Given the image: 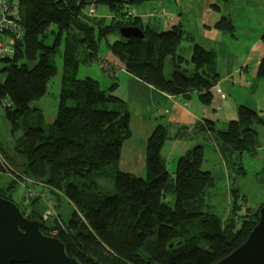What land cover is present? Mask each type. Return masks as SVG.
I'll return each mask as SVG.
<instances>
[{
    "label": "trees",
    "instance_id": "1",
    "mask_svg": "<svg viewBox=\"0 0 264 264\" xmlns=\"http://www.w3.org/2000/svg\"><path fill=\"white\" fill-rule=\"evenodd\" d=\"M135 1L140 0L128 4ZM225 2L216 0L213 8L219 10ZM93 3H106L110 16L89 14L91 4L79 0H19L25 33L14 43L13 54L0 59V108L12 136V154H0V174L8 172L5 159L20 170L6 182L0 178V196L19 207L13 193L17 176L24 180L21 200L29 207L25 212L19 207L21 212L39 220L41 232L59 238L67 254L83 264H211L245 241L264 202L248 207L233 187L232 209L225 219L215 214L208 202L215 178L201 168L203 143L215 148L233 179L243 171L241 154H257L256 128L264 122L255 110L239 104L225 129H216L206 117L190 128L158 123L146 141L144 174L121 171L120 149L131 136L127 104L113 93L115 81L101 88L90 76L79 78L78 65L97 61L99 40L114 35L106 46L128 74L166 94L184 100L195 95L199 103H208L219 80L216 53L179 24L161 28L127 15L122 2ZM121 26L138 27L142 36L123 38ZM215 27L233 35L227 16L220 15ZM260 39L264 45V34ZM183 41L190 44L188 58ZM59 48L58 101L53 119L46 122L34 101L45 95L56 73L52 56ZM256 76L264 77V56ZM177 138L195 143L169 172L161 147ZM43 193L53 199L51 208L47 205L49 224L36 206L46 199ZM169 195L172 206L166 201ZM64 200L70 205L65 218Z\"/></svg>",
    "mask_w": 264,
    "mask_h": 264
},
{
    "label": "rangeland",
    "instance_id": "2",
    "mask_svg": "<svg viewBox=\"0 0 264 264\" xmlns=\"http://www.w3.org/2000/svg\"><path fill=\"white\" fill-rule=\"evenodd\" d=\"M152 4L156 9L159 7H167L172 13V20L168 23H161V28H167L173 23L180 22L182 27L190 31L195 37L202 39V46L206 49L213 48L217 56V65L220 79L217 82L220 92L224 94V98L219 99L217 92L212 89V97L210 102L202 103L205 109V115L214 120L216 129H223L227 126L230 120L237 116V108L239 104H245L247 107L255 110L264 122V77H257L252 75V70L255 68L256 55H251L252 59L248 62L247 72L244 75V85H239L237 69L242 65V61L250 55V52L257 45L262 46L260 37L264 34V0H232L231 2L223 3L221 5V13L230 19L233 25V35L229 33L218 32L213 39L206 37L204 32V22L202 16L203 0H140L135 1L134 4L137 13H142L145 4ZM94 13L97 16L110 15V8L106 3H93ZM138 5V6H137ZM132 8V5L130 4ZM89 8V7H88ZM135 13H133L134 15ZM220 14V13H219ZM218 14L212 11L208 18V23L212 25ZM168 29V28H167ZM114 35H108L101 38L98 42V60L88 64L81 63L78 65L77 76L84 78L90 76L99 82L101 88H106L114 79L108 78L101 69L110 59V53L106 46V41H113ZM47 43L50 41L48 39ZM183 53L187 58L190 52V44L186 41L181 43ZM59 52L52 56V61L56 67L55 75L47 84V92L43 97L34 101L43 112L46 122H50L55 113L58 92L60 86V77L62 71V58ZM117 58V57H116ZM118 63H122L118 58ZM102 64V65H101ZM2 64L0 62V68ZM232 73L233 78L229 77ZM240 78L241 75L239 74ZM119 77V75H118ZM235 80V83L232 82ZM1 81V76H0ZM257 130L258 148L255 156H250L243 152L239 159L243 171L237 175L236 180L228 179L226 168L224 167L218 153L211 146L210 143H203V163L202 169L211 170L215 178V186L210 190L208 195V202H211L215 214L223 217L227 215L233 207V194L231 189H237L238 196H245L246 205L251 208H257L264 202V124H259ZM9 124L3 118V111L0 108V149L3 155L9 156L12 154L10 146L12 144V136ZM90 140V133L85 135V141ZM176 157H170L167 160V168L173 169L176 163ZM9 169L5 175L1 177L2 182L15 177L20 167H15L12 163H8ZM14 171H12L11 169ZM12 175V177H11ZM16 189L13 193V199L17 201L19 207L25 212L28 210V203H22L21 197L23 195L24 180L17 176ZM39 187V186H38ZM36 190V191H35ZM34 192H38L36 187ZM44 199L37 201L36 206L42 213H44L43 220L46 224L50 223V219H46L47 205L51 208L53 203L52 197L43 193ZM237 199H239L237 197ZM49 200V201H48ZM49 203H48V202ZM168 204L173 205V198L171 195L167 197ZM43 207V209H42ZM64 209V218L70 212V205L66 200L62 203ZM53 235V234H51Z\"/></svg>",
    "mask_w": 264,
    "mask_h": 264
},
{
    "label": "crops",
    "instance_id": "3",
    "mask_svg": "<svg viewBox=\"0 0 264 264\" xmlns=\"http://www.w3.org/2000/svg\"><path fill=\"white\" fill-rule=\"evenodd\" d=\"M231 1L232 0H226L225 3ZM215 2L216 0H203L204 6L202 10V16L204 22L203 26L205 29L204 32L206 37L211 39L216 37L218 32L227 33L218 30L215 27V22L218 20L219 16L220 15L225 16V14L221 13L222 4L220 5L219 10L213 8V4ZM165 8L170 12V10L167 7ZM152 9L156 10V7H154L152 4L146 3L144 11L142 13H137L136 6L132 4V11L135 13L134 15L140 17L144 23H151V24L153 23L161 27V23L169 22V21L155 20L152 16L149 15ZM212 11L216 12L218 14V17L211 25L210 23H208L209 21L208 18L210 14H212ZM171 20L172 19H170V21ZM178 24L181 25L182 27V24L180 22L173 23L171 24V26ZM182 29L188 31L183 27ZM190 34L192 35L195 41L202 44L203 42L202 39H199V37H195L191 32ZM260 42L262 46L260 45L255 46L253 50L250 52V55L246 57V60L244 59L242 61V65L236 71L238 75V82L239 85L241 86L244 85V80H245L244 75L247 72L248 62H250V60L252 59L251 55L257 56V59L255 61V68L254 70H252V75L254 77L256 76L257 65L260 59L264 56V45L261 39ZM208 49H213V48H208ZM109 53H110L109 61H107V63L102 62V64L106 65L105 70L102 69V72L108 78L114 79V81L116 82V86L115 89L113 90V93L126 102L127 109L130 114L128 125H129V130L131 132V136L122 143L119 160H118V168L121 171L133 173L136 175H142L144 174V165L146 158V141L149 135L151 134V132L153 131L154 127L158 123L167 122L173 124V126L181 125V126H188L190 128L196 121H200L204 117L206 118H210V117L205 115V109L204 107H202L201 105L202 103H199L197 101L195 95L193 96V98L189 100H184L179 96H172L164 92H161L153 88L152 86L142 82L136 77H133L130 74H128L124 70L122 64L118 63L116 56H114L111 52ZM216 66H217V72L219 74L218 65H217V56H216ZM239 74L241 75V78ZM229 77L233 78L232 73L229 74ZM219 79H220V75H219ZM232 82L235 83V80L232 79ZM218 98L221 99L219 97V94H218ZM174 130L175 128L171 127L170 132L173 133ZM194 143H195L194 140H185L179 138L174 140L167 139L161 147V154L165 158L166 168H167V160L170 159V157L175 156L176 158H178L179 155H181ZM167 171L172 172L173 169L167 168ZM27 179L31 180L29 178Z\"/></svg>",
    "mask_w": 264,
    "mask_h": 264
},
{
    "label": "water",
    "instance_id": "4",
    "mask_svg": "<svg viewBox=\"0 0 264 264\" xmlns=\"http://www.w3.org/2000/svg\"><path fill=\"white\" fill-rule=\"evenodd\" d=\"M92 4L96 0H79ZM128 3L131 0H106ZM150 1V0H146ZM120 36H142L135 26H121ZM41 223L30 219L10 199L0 196V264H83L66 252L64 243L54 235L40 230ZM264 263V203L258 208V219L243 243L211 264Z\"/></svg>",
    "mask_w": 264,
    "mask_h": 264
},
{
    "label": "built area",
    "instance_id": "5",
    "mask_svg": "<svg viewBox=\"0 0 264 264\" xmlns=\"http://www.w3.org/2000/svg\"><path fill=\"white\" fill-rule=\"evenodd\" d=\"M123 10L127 15L133 16L132 8L129 4H125ZM88 13L93 15L94 10L91 6ZM157 21H170L172 14L165 8L159 7L152 9L149 13ZM25 29L22 25L21 15L19 11V0H0V59L10 57L14 52V43L24 36ZM213 89L219 94L220 98H224V94L220 92L217 85Z\"/></svg>",
    "mask_w": 264,
    "mask_h": 264
},
{
    "label": "bare ground",
    "instance_id": "6",
    "mask_svg": "<svg viewBox=\"0 0 264 264\" xmlns=\"http://www.w3.org/2000/svg\"><path fill=\"white\" fill-rule=\"evenodd\" d=\"M105 68H106V65H102L101 66V69H103V70H105ZM3 174H5V173H2V174H0V177L3 175ZM236 176L233 178V180H236ZM55 236V235H54Z\"/></svg>",
    "mask_w": 264,
    "mask_h": 264
},
{
    "label": "clouds",
    "instance_id": "7",
    "mask_svg": "<svg viewBox=\"0 0 264 264\" xmlns=\"http://www.w3.org/2000/svg\"><path fill=\"white\" fill-rule=\"evenodd\" d=\"M124 4H128V3H124ZM91 5H93V3H92ZM91 5H90V6H91ZM129 5H130V4H129ZM90 6H89V7H90ZM214 85H217V86H218V83H215ZM214 85H213V86H214ZM213 86H212V89H213ZM221 99H222V98H221Z\"/></svg>",
    "mask_w": 264,
    "mask_h": 264
}]
</instances>
